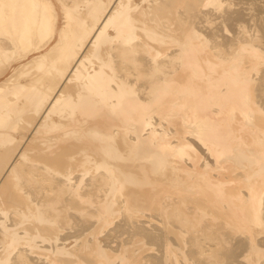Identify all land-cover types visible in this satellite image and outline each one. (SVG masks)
Returning a JSON list of instances; mask_svg holds the SVG:
<instances>
[{
    "label": "bare ground",
    "instance_id": "bare-ground-1",
    "mask_svg": "<svg viewBox=\"0 0 264 264\" xmlns=\"http://www.w3.org/2000/svg\"><path fill=\"white\" fill-rule=\"evenodd\" d=\"M0 264H264V0H0Z\"/></svg>",
    "mask_w": 264,
    "mask_h": 264
}]
</instances>
